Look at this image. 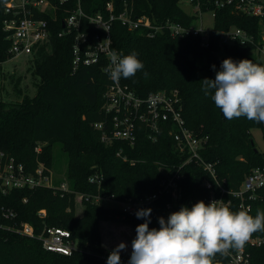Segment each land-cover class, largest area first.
<instances>
[{
	"label": "trees",
	"instance_id": "16d2710c",
	"mask_svg": "<svg viewBox=\"0 0 264 264\" xmlns=\"http://www.w3.org/2000/svg\"><path fill=\"white\" fill-rule=\"evenodd\" d=\"M5 1L0 0V77L2 63L13 57L9 53L11 41L3 30ZM181 1L82 0L81 3L90 14L101 12L109 17L107 3L112 2L115 14L128 6L133 7L136 15H147L153 21L171 19L191 25L197 15L184 10ZM215 1L200 0L203 12L215 10L214 28L240 27L252 35L253 42L222 47L216 36L209 47H204L194 36L179 38L158 34L151 37L143 29H128L118 19L112 21L110 32L115 50L125 55L136 51L145 66L134 77L121 78L122 82L140 95L160 89L179 90L188 127L198 135L209 137L202 150L203 156L216 162L219 176L226 179L229 188H238L253 168L264 165V151L257 149L252 134V129L259 127L264 138V123L245 117L225 119L211 96H205L200 81L214 80L224 59H247L264 44V16L238 13L232 6L216 7ZM62 19L60 15L57 21H51L50 48L43 45L34 53L35 74L41 80L36 95L17 103L0 97V152L14 156L27 171H34L40 161L52 167L53 145L63 144L69 159L67 176L73 192L62 194L49 187L16 188L7 193L0 190V264H107L112 249L103 245L101 222L125 221L136 229L144 219H138L136 215L122 219L118 209L85 199L83 211L77 215L76 192L114 194L119 200L154 193L164 176L161 165L176 169L182 161L173 138L166 132H162L157 141H152L143 130L134 145L123 140L102 141L101 130L95 123L106 119L103 107L109 84L104 70L107 58H103L101 64L81 65L73 72L75 34L59 36L63 29ZM221 50L229 56H220ZM260 64L264 65L263 62ZM145 71L150 74L147 79L143 75ZM39 145L41 149L37 151ZM120 151L128 160L117 154ZM97 172L104 175L101 187L89 181V177ZM184 172L183 196L175 203L174 212L182 205L190 208L207 194L202 185L207 173L201 166L190 162ZM170 201L167 194H161L157 199L152 208L150 229H158V218L167 219L171 214L167 207ZM257 209L264 211V186L258 190L257 199L251 201L249 214L254 217ZM40 210H45L46 215H40ZM10 212L15 214L14 217L7 216ZM22 222L32 224L36 234L45 225L66 228L78 241L79 249L71 255L47 250L38 237L18 231ZM259 235L264 232L258 231L252 236ZM245 247L251 254V264H264V244L246 243ZM120 255L130 258L122 251ZM215 261L231 264L229 256L217 255Z\"/></svg>",
	"mask_w": 264,
	"mask_h": 264
},
{
	"label": "built area",
	"instance_id": "2783aa9c",
	"mask_svg": "<svg viewBox=\"0 0 264 264\" xmlns=\"http://www.w3.org/2000/svg\"><path fill=\"white\" fill-rule=\"evenodd\" d=\"M194 8L197 19H200L201 26L194 24L186 25L178 21L166 19L153 21L147 15H136L133 7L126 6L120 13L115 14L114 4L107 3L109 17L98 12L90 14L82 6V0H6L3 30L11 41L9 53L13 57L18 55H32L41 46L50 48L51 21H57L62 15V30L59 36L66 33H74L75 41L73 46V72L81 65L101 64L103 58H107L106 69L110 66L109 53L116 51L113 48L111 36V24L118 19L130 30L143 29L149 36L155 37L158 34H169L172 37L185 38L194 36L200 39L201 45L209 47L214 37H218L222 47L236 44L253 42V37L240 27L216 30L208 29L203 24L200 0H188ZM216 7L232 6L238 13L264 16V0H216ZM213 12L215 17V10ZM63 23L65 24L63 26ZM264 51V44L258 47ZM103 65V64H102ZM104 113L106 119L95 123V127L101 130V139L105 143L115 140L127 141L134 145L144 130L148 138L157 141L162 132H166L173 138L181 163L176 169L161 165L164 176L160 182L159 189L154 193H147L141 196H127L124 199H116L114 194H83L76 192L80 202L85 199L95 203H105L110 207L119 210V217L126 219L135 215L137 210L154 208L157 199L161 194L170 196L171 201L167 207L170 213L174 212V206L183 196L182 182L186 178L184 168L190 162L201 166L207 173L202 185L207 194L202 198L206 204L213 200H223L225 206L232 211L251 209V201L257 199V192L264 186V165L257 166L246 175V178L238 188H229L226 179L219 176L216 162L208 161L202 154L206 148L209 137L198 135L190 129L184 117V103L177 89H160L151 91L146 95L138 94L128 84L114 83L109 79L108 87L104 93ZM39 145L36 150L40 151ZM124 160L121 151L117 153ZM2 163L0 165V190L7 193L16 188H38L49 187L61 191L73 192L70 184H57L52 170L45 167L41 162L34 171H27L25 165L18 162L14 156L0 152ZM134 162V160H132ZM91 183L102 186L104 181L103 173H95L89 177ZM7 214V213H6ZM39 214L46 215L45 210ZM10 212L7 216L14 217ZM18 231L30 237H38L45 249L65 255H71L79 249L78 241L73 239L71 231L56 226L45 225L39 234H36L35 227L29 222H22ZM251 245L261 246L264 244V235L252 236L247 242ZM231 264H251V254L244 247L239 251H232L229 256ZM129 258L121 257V264H128Z\"/></svg>",
	"mask_w": 264,
	"mask_h": 264
},
{
	"label": "clouds",
	"instance_id": "9594fccd",
	"mask_svg": "<svg viewBox=\"0 0 264 264\" xmlns=\"http://www.w3.org/2000/svg\"><path fill=\"white\" fill-rule=\"evenodd\" d=\"M109 59L106 71L114 83L134 77L145 67L136 51L128 55L111 51ZM212 68L216 70L215 65ZM143 75L147 79L150 74L145 71ZM200 82L205 96H211L225 119L245 117L264 123V65L226 58L214 80ZM249 212L250 208L234 212L223 200L208 204L201 200L190 208L182 205L167 219L159 217V228L150 229L152 209H139L135 215L144 223L135 229L128 264H219L217 255L226 258L242 250L254 233L264 232V211L257 209L254 217ZM126 249V243H119L110 251L107 264H121L120 253Z\"/></svg>",
	"mask_w": 264,
	"mask_h": 264
},
{
	"label": "rangeland",
	"instance_id": "374dc122",
	"mask_svg": "<svg viewBox=\"0 0 264 264\" xmlns=\"http://www.w3.org/2000/svg\"><path fill=\"white\" fill-rule=\"evenodd\" d=\"M181 7L188 11L194 12V8L191 6L188 0H182ZM203 24L206 28L211 29L214 26V16L212 11H206L202 13ZM195 26L200 27V19H196L193 23ZM263 29V41H264V27ZM220 56H229L224 50L218 53ZM35 55H18L12 58H8L2 63V73L0 77V97L10 103H17L24 98H31L36 95L41 82L40 77L35 74ZM254 63H264V51H259L256 48L250 53L247 58ZM253 139L256 143L257 149L264 151V138L261 128L252 129ZM53 166L48 167L43 161H40L45 167L47 166L52 170L55 181L64 182L69 184V178L67 176L68 167V155L65 151L64 145L56 143L53 145ZM67 193V192H66ZM107 205V204H106ZM108 206V205H107ZM76 212L80 215L83 211L84 204L80 202V197H76ZM102 241L105 247L110 249L115 248L119 243L124 242L127 245V249L122 251L123 253L131 254L132 247L131 241L136 237L135 229L133 225L125 221H112L103 220L101 222Z\"/></svg>",
	"mask_w": 264,
	"mask_h": 264
},
{
	"label": "water",
	"instance_id": "95a60500",
	"mask_svg": "<svg viewBox=\"0 0 264 264\" xmlns=\"http://www.w3.org/2000/svg\"><path fill=\"white\" fill-rule=\"evenodd\" d=\"M65 24L63 23V26H64Z\"/></svg>",
	"mask_w": 264,
	"mask_h": 264
},
{
	"label": "crops",
	"instance_id": "0c3cea01",
	"mask_svg": "<svg viewBox=\"0 0 264 264\" xmlns=\"http://www.w3.org/2000/svg\"><path fill=\"white\" fill-rule=\"evenodd\" d=\"M129 254V253H128ZM129 255H131V254H129Z\"/></svg>",
	"mask_w": 264,
	"mask_h": 264
}]
</instances>
